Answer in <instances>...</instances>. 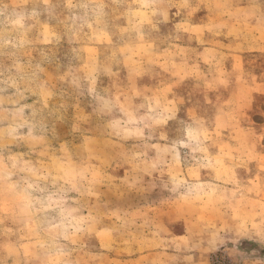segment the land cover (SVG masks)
I'll list each match as a JSON object with an SVG mask.
<instances>
[{"label": "rangeland", "instance_id": "374dc122", "mask_svg": "<svg viewBox=\"0 0 264 264\" xmlns=\"http://www.w3.org/2000/svg\"><path fill=\"white\" fill-rule=\"evenodd\" d=\"M0 264H264V0H0Z\"/></svg>", "mask_w": 264, "mask_h": 264}]
</instances>
